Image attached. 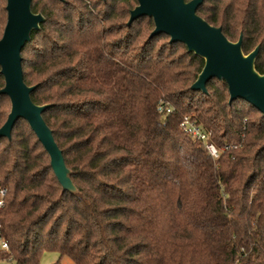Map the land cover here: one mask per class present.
<instances>
[{"label": "trees", "instance_id": "1", "mask_svg": "<svg viewBox=\"0 0 264 264\" xmlns=\"http://www.w3.org/2000/svg\"><path fill=\"white\" fill-rule=\"evenodd\" d=\"M189 1V0H185ZM136 0H33L44 22L21 50L30 99L62 152L77 193L62 191L24 120L0 138V249L6 264L45 253L74 264H264V117L229 103L215 79L191 91L203 60L160 34L127 26ZM0 0V38L7 21ZM197 15L242 52L259 47L264 0H204ZM4 86L0 74V89ZM168 103L169 114H159ZM10 111L0 95V127ZM188 116L218 157L181 128Z\"/></svg>", "mask_w": 264, "mask_h": 264}, {"label": "water", "instance_id": "2", "mask_svg": "<svg viewBox=\"0 0 264 264\" xmlns=\"http://www.w3.org/2000/svg\"><path fill=\"white\" fill-rule=\"evenodd\" d=\"M33 0H6L7 21L0 38V74L4 86L0 95L6 96L10 111L0 127V138L8 141L18 120H24L36 135L49 158L50 168L62 191L76 194L62 152L56 145L52 131L45 124L42 113L47 106L35 105L30 94L36 88L23 80L21 50L30 42L32 32L44 22L41 14L31 12ZM130 10L127 26L141 17L152 19L153 30L149 37L160 34L169 37V43L185 46L188 53L203 60V67L191 91L206 93L205 85L215 79L227 85L229 103L242 100L264 117V74L255 70L257 46L243 54L242 36L231 42L220 27H214L197 15L204 0H136Z\"/></svg>", "mask_w": 264, "mask_h": 264}, {"label": "built area", "instance_id": "3", "mask_svg": "<svg viewBox=\"0 0 264 264\" xmlns=\"http://www.w3.org/2000/svg\"><path fill=\"white\" fill-rule=\"evenodd\" d=\"M157 112L159 114H169L172 110L168 103H159L157 106ZM181 128L185 134H187L190 138L200 141L205 145V150L207 151L208 155L213 159L218 157V151L214 147L213 144L208 143V134L205 133L199 126H197L194 122L190 120L188 116L184 117L182 120ZM5 191L0 189V208L3 205V197ZM0 249L7 250V243L1 236V229H0Z\"/></svg>", "mask_w": 264, "mask_h": 264}, {"label": "rangeland", "instance_id": "4", "mask_svg": "<svg viewBox=\"0 0 264 264\" xmlns=\"http://www.w3.org/2000/svg\"><path fill=\"white\" fill-rule=\"evenodd\" d=\"M58 254L56 253H45L41 257L39 264H54L58 261ZM60 264H74L71 259L64 256L59 260ZM0 264H6L5 261H0Z\"/></svg>", "mask_w": 264, "mask_h": 264}]
</instances>
